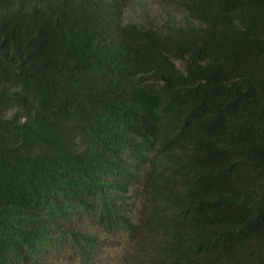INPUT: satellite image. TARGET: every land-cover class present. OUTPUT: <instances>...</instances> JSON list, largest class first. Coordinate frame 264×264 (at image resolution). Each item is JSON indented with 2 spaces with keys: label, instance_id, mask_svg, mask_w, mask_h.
<instances>
[{
  "label": "trees",
  "instance_id": "trees-1",
  "mask_svg": "<svg viewBox=\"0 0 264 264\" xmlns=\"http://www.w3.org/2000/svg\"><path fill=\"white\" fill-rule=\"evenodd\" d=\"M0 0V264H264V0Z\"/></svg>",
  "mask_w": 264,
  "mask_h": 264
},
{
  "label": "rangeland",
  "instance_id": "rangeland-1",
  "mask_svg": "<svg viewBox=\"0 0 264 264\" xmlns=\"http://www.w3.org/2000/svg\"><path fill=\"white\" fill-rule=\"evenodd\" d=\"M180 16V13L169 7L156 3L154 0H142L129 6L126 12L127 18L152 20L162 23L168 19L173 21ZM136 252L134 241L123 236L118 243L112 247L104 248L101 256V264H132L131 256Z\"/></svg>",
  "mask_w": 264,
  "mask_h": 264
}]
</instances>
